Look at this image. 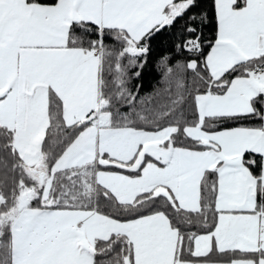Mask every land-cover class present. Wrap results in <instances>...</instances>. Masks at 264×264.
<instances>
[{"label":"snow or ice","instance_id":"snow-or-ice-1","mask_svg":"<svg viewBox=\"0 0 264 264\" xmlns=\"http://www.w3.org/2000/svg\"><path fill=\"white\" fill-rule=\"evenodd\" d=\"M0 264H264V0H0Z\"/></svg>","mask_w":264,"mask_h":264},{"label":"trees","instance_id":"trees-1","mask_svg":"<svg viewBox=\"0 0 264 264\" xmlns=\"http://www.w3.org/2000/svg\"><path fill=\"white\" fill-rule=\"evenodd\" d=\"M209 38L212 37V32L206 30ZM170 56L173 59L177 54L171 49V42H165L160 44L159 42L153 44V52L151 53V59L149 64L145 67L142 77L139 81L141 85V93L151 92L153 89L160 86L162 80V72L157 67V61L162 56Z\"/></svg>","mask_w":264,"mask_h":264}]
</instances>
